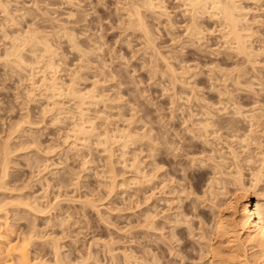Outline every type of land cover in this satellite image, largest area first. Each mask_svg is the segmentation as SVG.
<instances>
[{
	"label": "rangeland",
	"instance_id": "rangeland-1",
	"mask_svg": "<svg viewBox=\"0 0 264 264\" xmlns=\"http://www.w3.org/2000/svg\"><path fill=\"white\" fill-rule=\"evenodd\" d=\"M131 1L0 0V230L13 241L31 230L36 264H59V255L63 264H153L155 254L159 264H206L224 200L212 190L235 192L234 175L249 187L262 167L264 0H237L247 11L238 27L253 32L251 61L226 47L217 15L199 12L203 35L193 37L187 0L141 9L147 42L127 24ZM54 76L62 92L72 85L87 96L84 119L77 97L47 92ZM26 197L45 213L26 211Z\"/></svg>",
	"mask_w": 264,
	"mask_h": 264
},
{
	"label": "bare ground",
	"instance_id": "bare-ground-1",
	"mask_svg": "<svg viewBox=\"0 0 264 264\" xmlns=\"http://www.w3.org/2000/svg\"><path fill=\"white\" fill-rule=\"evenodd\" d=\"M157 1V2H156ZM188 2V6L190 7V11H191V16H189L188 15V17L190 18L189 20H190V23L189 24H191V25H189V27H187L188 29H190L191 31H192V35H193V37H194V35L195 36H199L201 33L200 32H202L201 30H199L198 28H197V26L198 25H196L197 23H196V21L198 20V19H196V18H198V14H199V12L200 13H202L203 11L204 12H208V14L210 15H217V16H219V18H221V20L223 19L224 20V24L223 25H225V27H226V30L224 31L225 32V35L224 36H227V41H226V43H228L227 45L228 46H226L227 48H229V49H231V50H233L234 52H236V53H238V54H240V55H242V56H244L246 59H248L249 61H251L252 60V57H253V53L254 52H252V50L250 49V47H249V45H247V41H246V37L247 36H249V35H252L253 34V32H251V34L250 33H245V31L242 33V29H240L239 27H238V23H239V26H240V22H241V19H240V16L242 15L243 16V14L245 15L246 13H247V11L246 10H243V8H241V6H239V4L237 3L238 1L237 0H231V2L234 4V5H236V7L234 8V10L232 11V15H231V20H229V19H227L226 17H225V15H224V13H223V11H222V5H224L226 2H227V0H187ZM161 2V0L159 1V0H155V2L153 1V0H134L133 2L131 1V5L130 6H128L129 8L127 9V15H128V23L127 24H129L130 26H132V27H134V29L133 30H135V28H136V30L138 29L139 30V32H143L142 33V35L144 36V38L145 37H147V39H148V41L147 42H149V41H153L152 40V38L150 37L151 35H150V32L148 31V28H146L147 26H145V23H144V21H143V19H144V17H142V11H141V9L143 8V9H145L146 11L147 10H150V13L152 12V11H156L155 9L157 8V10H159L158 9V7H161L160 5H158L159 3ZM162 4V3H161ZM3 5V4H2ZM163 6V5H162ZM187 6V7H188ZM1 7H3V6H1ZM5 7V6H4ZM7 7V6H6ZM5 7V8H6ZM5 8H4V11L6 12L7 11V9L5 10ZM142 9V10H143ZM160 9H163V8H160ZM9 10V9H8ZM189 10V9H188ZM208 10V11H207ZM10 11V10H9ZM144 11V10H143ZM160 11V10H159ZM158 11V12H159ZM162 11V10H161ZM160 11V12H161ZM164 11H165V9H164ZM167 12V11H166ZM203 12V13H204ZM11 13V12H10ZM153 13V12H152ZM242 13V14H241ZM6 14H8V13H6ZM144 14V13H143ZM164 15L166 14L165 12L163 13ZM168 14V13H167ZM241 14V15H240ZM10 14H8V16H9ZM126 15V16H127ZM155 15V14H154ZM210 15V16H211ZM240 15V16H239ZM13 16V15H12ZM144 16V15H143ZM239 18V19H238ZM218 19V18H217ZM126 20V21H127ZM239 20H240V22H239ZM171 24V23H170ZM63 24H61V26H62ZM128 25V26H129ZM59 27V28H62V27ZM65 26V25H64ZM131 27V28H132ZM199 27V26H198ZM64 28V27H63ZM171 28V27H170ZM187 29V30H188ZM201 29H203V28H201ZM62 30V29H61ZM64 31H66L65 30V28L63 29ZM150 30V29H149ZM190 30H188V32L190 31ZM190 31V32H191ZM72 33V32H71ZM71 33H67L66 32V35H68L69 37H70V39L69 40H71L72 39V41H74V35H70ZM199 33V34H198ZM73 34V33H72ZM198 34V35H197ZM153 35V34H152ZM189 35V34H188ZM202 35H203V32H202ZM33 36H35V35H32V37ZM16 37V36H15ZM20 37V36H19ZM32 37H30V39H33ZM36 37V36H35ZM193 37H191V38H193ZM202 37V36H201ZM26 38V37H25ZM38 38V37H37ZM37 38H35V40L37 39ZM198 38V37H197ZM17 39V38H16ZM22 39V38H21ZM27 39V38H26ZM29 39V38H28ZM146 39V38H145ZM146 39V40H147ZM190 39V38H189ZM199 39V38H198ZM198 39H196V40H198ZM34 40V39H33ZM200 40V39H199ZM12 41H14V39L12 40ZM16 41V40H15ZM29 41H32V40H29ZM154 42V41H153ZM13 43V42H12ZM16 43V42H15ZM14 43V44H15ZM150 43V42H149ZM47 44H45V47L43 48L44 49V53L45 52H47V54H49V53H52L51 52V49L50 48H48L47 46H46ZM75 45V44H74ZM18 46V45H17ZM43 46H44V44H43ZM49 46V45H48ZM16 47V46H15ZM12 48V47H11ZM18 48H19V46H18ZM18 48H15L16 50H18ZM74 48H76V47H74ZM250 49V50H249ZM11 50V49H10ZM13 50V49H12ZM8 52H9V50H7ZM13 52V51H12ZM12 52L10 53V54H12ZM7 53V52H6ZM18 54V53H17ZM54 54V53H53ZM6 55V54H5ZM7 55H9L8 53H7ZM6 55V56H7ZM13 55H14V53H13ZM19 55V54H18ZM15 56H16V51H15ZM21 57V56H20ZM20 57H18V58H20ZM50 60H51V58H49ZM48 59V60H49ZM16 60V59H15ZM14 60V61H15ZM19 60H21V59H18V61ZM13 61V60H12ZM13 61V62H14ZM20 62V61H19ZM52 61H50V63H51ZM53 63V62H52ZM17 64V63H16ZM168 64V63H167ZM166 64V65H167ZM165 65V68H167L168 67V69H170V70H168V72L170 71L171 72V76L173 75L172 73L174 72V69H173V71H171V67H170V65L169 66H166ZM17 66H19V65H17ZM51 66V65H50ZM182 66V65H181ZM156 68V67H155ZM154 68V69H155ZM156 71V70H155ZM185 71V70H184ZM167 72V71H166ZM176 72V71H175ZM176 73H178V72H176ZM181 73V72H180ZM179 73V74H180ZM182 73H184V72H182ZM181 73V74H182ZM186 73V72H185ZM179 74H176V76L177 75H179ZM170 75V74H169ZM184 75V74H183ZM171 76H168V77H170L171 79L173 78V77H171ZM174 76V75H173ZM175 77V76H174ZM179 77H180V75H179ZM56 78V76H54V77H52L51 78V80L49 81V82H47V87H46V90H47V92H49V94H50V96L52 97V98H54V97H58V96H61L62 94H64L65 92L63 91H61V88H60V86H59V84H58V82H57V78ZM170 79V80H171ZM168 80V79H167ZM170 80H168L169 82H170ZM175 80H177L176 78H173V81H175ZM180 80V79H179ZM178 80V81H179ZM176 83H177V81H175ZM175 82L173 83V84H175ZM183 82V81H182ZM185 82V81H184ZM74 83V82H73ZM186 83H187V81H186ZM185 83V84H186ZM75 84V83H74ZM171 84H172V82H171ZM76 85V84H75ZM63 90V89H62ZM89 91H91V90H88L87 92H89ZM92 92V91H91ZM90 92V93H91ZM82 94H83V92H81ZM79 91H77L72 85H69L68 86V89H67V91H66V93L65 94H67V95H70V96H73L74 98H78V104H77V107L76 108H78L79 109V116H80V118H82V119H84V117H83V115L86 113H84L83 111H84V109L82 110L81 108H82V105H85L84 103H85V97H87V96H84V95H82ZM86 93V92H85ZM92 94V93H91ZM90 94V95H91ZM86 95H89V93L88 94H86ZM89 95V96H90ZM49 96V97H50ZM94 96V95H93ZM92 96V97H93ZM91 97V98H92ZM85 98V99H84ZM89 98V97H88ZM87 98V99H88ZM91 98H89V99H91ZM84 99V100H83ZM92 101V100H91ZM94 101V100H93ZM92 101V102H93ZM54 103H55V101H53ZM58 102V101H57ZM57 102L55 103V105H53V107L54 108H58V110L59 109H61L60 107H61V105L59 106L58 104H57ZM95 102V101H94ZM54 103H52V104H54ZM87 104H91V103H87ZM54 108L52 109V110H54ZM250 116V115H249ZM252 117H253V115H252ZM251 116H250V118H251V120H253V118H252ZM82 119H79L80 120V122H81V124H83L84 123V121L85 120H82ZM77 120H78V118H77ZM88 120V119H87ZM77 122V121H76ZM80 122H79V124H80ZM86 122V121H85ZM207 123V122H206ZM81 124L79 125L80 127H76V128H78V130H79V132L80 133H87V132H89V130L91 129H88V130H85V128L84 127H82L81 126ZM74 125H76V124H74ZM205 125V124H204ZM203 125V126H204ZM84 126V125H83ZM93 128V127H92ZM204 128H205V126L204 127H202V129H201V127H200V129L199 130H201V132L199 131V133L201 134L202 133V131L204 130ZM77 130V129H76ZM92 130V129H91ZM195 131H197V130H195ZM198 131H197V134H198ZM91 132V131H90ZM89 132V133H90ZM124 133L126 132V131H123ZM128 133V132H127ZM197 134H195V135H197ZM200 134L199 135H197V136H200ZM203 134V133H202ZM201 134V135H202ZM113 135V134H112ZM125 135H126V133H125ZM129 135H130V133H129ZM194 135V136H195ZM108 135H106V137H107ZM86 137V139H87V136H85ZM113 137V136H112ZM141 137V136H140ZM110 138V137H109ZM109 138H108V140H109ZM154 138V137H153ZM75 139H77V137L75 138ZM104 139H105V142H106V138L104 137ZM110 140H111V138H110ZM205 140V139H204ZM104 142V141H103ZM153 142V141H152ZM3 144L5 143V142H2ZM108 143V142H107ZM2 144V145H3ZM153 144H155V142L153 143ZM8 145V144H7ZM75 145H76V143H75ZM5 146V145H4ZM154 146V145H153ZM2 148H3V146H1ZM10 147V146H9ZM155 147H157V146H155ZM6 148H7V146H6ZM5 148V149H6ZM11 148V147H10ZM4 149V148H3ZM2 149V150H3ZM7 150V149H6ZM151 150H153V149H151ZM157 150H158V148H157ZM5 151V150H4ZM155 151V150H154ZM3 152V151H2ZM5 154L7 153L6 151L4 152ZM9 153H10V151H9ZM8 153V154H9ZM4 154V155H5ZM264 156V154H262V156L261 157H263ZM4 157V156H3ZM6 157H8V156H6ZM111 157V156H110ZM222 157V156H221ZM260 157V156H259ZM5 159V158H4ZM7 159V158H6ZM9 161V160H8ZM6 161L4 160L3 161V163H2V165H3V167H1L3 170H6V165L5 164H7V162L5 163ZM260 162V165L259 166H261L262 165V167H264V157L261 159V161H259ZM216 163V162H215ZM214 164V163H213ZM217 164V163H216ZM157 165V164H156ZM8 167V166H7ZM157 167V166H156ZM213 167V166H212ZM215 168H216V166H214ZM218 167V166H217ZM221 167V166H220ZM219 167V168H220ZM262 167H260V169H259V167H258V171L256 170V173L253 175V171H252V175H253V178L251 179L252 181H250L251 183H250V186L249 187H246L245 185H244V183H242L243 181H241L242 179H241V177L239 178V176L237 177V176H233V180L235 181V182H237V184H236V186L238 185V187L235 189V192H233V193H231V194H229V195H227V196H225L226 194H224V193H222L223 192V188L224 187H222V190H220L221 192V194L220 193H214L213 192V190H212V192H211V194H214V195H221V197H219V198H224V200H222L221 201V203L223 204L222 206L220 205V207H222V208H220L219 207V205L217 206V205H214V204H211V206H215L216 208H215V211H214V213H213V225H212V229H210V231L212 230V238H209V240H208V242H207V247H208V250H207V252H205V253H208L209 254V257L207 258V261L205 262L206 264H264V256H261V250L262 249H264V190H263V193L262 192H260V190H259V183H260V181L261 180H264L263 178H262V176L264 175H262V171H264V168H262ZM262 168V169H261ZM214 169V168H213ZM112 170V169H111ZM154 170V169H153ZM157 170H158V168H157ZM262 170V171H261ZM220 171H221V169H220ZM1 172H3V171H1ZM6 173V172H5ZM5 173L3 172L2 174H4L5 175ZM114 173V172H113ZM215 173V172H214ZM220 173V172H219ZM239 172H237V174H238ZM236 174V173H235ZM236 174V175H237ZM145 175V174H144ZM240 175V174H239ZM3 176V175H2ZM6 177V176H5ZM264 177V176H263ZM4 178V177H3ZM214 178V177H213ZM262 178V179H261ZM212 179V178H211ZM2 180L3 179H1L0 178V181L2 182ZM213 180V179H212ZM217 178L216 179H214L213 181L215 182V183H218L217 182ZM210 182V181H209ZM213 182V183H214ZM3 183V182H2ZM6 184V183H5ZM174 184V183H173ZM209 184V183H208ZM234 184V185H235ZM169 185V184H168ZM212 185V184H211ZM1 186H4V184H1L0 183V187ZM213 186H214V184H213ZM212 186V187H213ZM235 186V187H236ZM180 188H181V186H179ZM208 187H210V186H208ZM4 188H6V185H5V187ZM171 188H173V187H171ZM1 189V188H0ZM169 189V188H168ZM2 190H3V187H2ZM209 190H210V188H209ZM219 191V190H218ZM262 191V190H261ZM4 192V191H3ZM179 192V191H178ZM206 192V191H205ZM208 192V191H207ZM254 194H253V193ZM169 193V192H168ZM183 194V193H182ZM185 194V193H184ZM210 194V195H211ZM223 195V196H222ZM172 196V195H171ZM173 197V196H172ZM19 198V197H18ZM21 198V197H20ZM19 198V199H20ZM27 198V200H26V202L25 201H22V205H24V208L25 207H27V208H29V210L30 211H33L34 213L36 212V213H43L44 212V209H42L33 199H31L32 201H30V200H28V197H26ZM180 198V197H179ZM187 198V197H186ZM4 200V199H3ZM23 200V199H22ZM167 200V199H166ZM13 201V200H12ZM16 201V200H15ZM29 201V202H28ZM183 201V200H182ZM3 202V201H2ZM25 202V203H24ZM89 202V201H88ZM91 202V201H90ZM93 202V201H92ZM18 203H20L21 204V202H18ZM168 203V202H167ZM178 203H180V202H178ZM215 203V202H214ZM5 204V203H4ZM4 204H0V210L2 209V207H4L3 205ZM7 204V203H6ZM5 204V205H6ZM9 204V203H8ZM49 204V203H48ZM47 204V205H48ZM52 204V203H51ZM51 204H50V206H51ZM10 205V204H9ZM14 205H16V204H13L12 206H14ZM19 205V204H18ZM8 206V205H7ZM210 206V207H211ZM213 206V207H214ZM47 207V206H46ZM175 207H177V206H175ZM15 208V207H14ZM45 208V207H44ZM51 208V207H50ZM154 208V207H153ZM181 208V207H180ZM47 209V208H46ZM48 209H49V207H48ZM170 209V208H169ZM176 209V208H175ZM5 211H6V209H4ZM16 210V209H15ZM25 210L27 211V209L25 208ZM28 210V211H29ZM2 211H3V209H2ZM24 211V210H23ZM29 211V212H30ZM7 212V211H6ZM149 212V211H148ZM33 213V214H34ZM38 213V214H39ZM45 213V212H44ZM153 213V212H152ZM150 214V213H149ZM145 215V214H144ZM158 215V214H157ZM160 215V214H159ZM179 215H180V213H179ZM146 216V215H145ZM148 216V215H147ZM175 216V215H174ZM187 216V215H186ZM150 217H152V215L151 216H149V220H150ZM159 217V216H158ZM183 217V216H182ZM188 217V216H187ZM197 217V216H196ZM146 218V217H145ZM153 218V219H152ZM151 218V220H155L154 219V217H152ZM177 218H179V217H177ZM190 218V217H189ZM147 219V218H146ZM148 220V219H147ZM148 220V221H149ZM150 220V221H151ZM183 220V222H186V220L183 218V219H180V221H182ZM185 220V221H184ZM192 220V219H191ZM178 221V220H177ZM179 221V222H180ZM201 221V220H200ZM144 222V221H143ZM146 222V221H145ZM154 222L155 221H153V225H154ZM156 224H155V226L154 227H152L153 229H154V232L156 231H159L162 227H161V223L160 224H158L157 222H155ZM167 223V222H166ZM172 223V222H171ZM187 223H189V221L187 222ZM140 224V223H139ZM145 224V223H144ZM177 224V223H176ZM149 225H150V222H149ZM152 225V226H153ZM173 225H175V224H173ZM181 225V224H180ZM205 225V224H204ZM179 226V225H178ZM33 227V226H32ZM202 227H203V224H202ZM205 227V226H204ZM186 228V227H185ZM191 228V227H190ZM202 229V228H201ZM25 230V229H24ZM34 229L32 228V231H33ZM152 230V229H151ZM164 230V229H163ZM167 230V229H166ZM204 230V229H203ZM209 230V229H208ZM31 231V230H30ZM30 231H29V233H30ZM37 231V230H36ZM185 231V230H184ZM155 232V234H158V233H156ZM161 232V231H160ZM170 232V231H169ZM203 231H201L200 233H202ZM29 233H28V235H22V237H18V238H20L19 240H18V238H17V240L16 241H13L12 239H10V240H7L8 238H6L8 235L6 234V233H4V234H6V235H4L3 234V232L0 230V264H36L35 263V260L33 259L34 258V256H33V258L30 256V254H29V249H28V245H29V242L31 241V237H32V235H29ZM32 233V232H31ZM190 234V233H189ZM202 234H205V232L204 233H202ZM207 234V233H206ZM211 234V233H210ZM160 235H162V234H160ZM198 235V234H197ZM201 235V234H200ZM209 235V234H208ZM214 235V236H213ZM6 236V237H5ZM35 236V235H34ZM33 236V237H34ZM39 236V235H38ZM155 237H157V238H159L158 237V235H154ZM204 236V235H203ZM206 236V235H205ZM211 236H209V237H211ZM161 237V236H160ZM162 237H163V235H162ZM161 237V238H162ZM208 237V236H207ZM206 237V240L208 239ZM156 238V239H157ZM177 238V237H176ZM195 238V237H194ZM204 238V237H203ZM165 239H166V236H165ZM172 240V239H171ZM170 240V241H171ZM205 240V241H206ZM55 241V240H54ZM161 241V240H160ZM165 241H167V239L165 240ZM169 241V240H168ZM180 241V240H179ZM178 241V242H179ZM196 241H197V239H196ZM199 241V240H198ZM177 242V241H176ZM4 243V244H3ZM32 242H30V244H31ZM54 243H56V242H54ZM57 243H58V241H57ZM165 243V242H164ZM168 243V242H167ZM175 243V242H174ZM204 244V243H203ZM53 245V244H52ZM158 245V244H157ZM170 245V244H169ZM168 245V246H169ZM206 247V246H205ZM30 248V247H29ZM53 248H54V255L56 254V259H57V256L59 255V254H61V253H59V248H58V246L56 245V246H54L53 245ZM176 248V247H175ZM204 248V247H203ZM146 249V248H145ZM158 249V248H157ZM193 249V248H192ZM205 249V248H204ZM170 250V249H169ZM173 250V249H172ZM171 250V251H172ZM201 249H199V251H200ZM206 250V249H205ZM203 252V251H202ZM59 253V254H58ZM124 253V252H123ZM131 253V252H130ZM176 253H177V251H176ZM201 253V252H200ZM58 254V255H57ZM126 254V253H125ZM124 254V255H125ZM138 254V253H137ZM154 254V253H153ZM171 254V253H170ZM169 254V255H170ZM173 254V253H172ZM127 255H130L129 253L127 254ZM127 255H125V259L128 257ZM135 255V254H134ZM140 255V254H139ZM174 255V254H173ZM201 255V254H200ZM199 255V256H200ZM203 255V254H202ZM205 255H207V254H204V257H206ZM60 256V255H59ZM58 256V260L56 261V262H59V264H63V262H61L60 260L62 259H59L60 257ZM131 256V255H130ZM141 256V255H140ZM132 257V256H131ZM148 257V256H147ZM153 257V256H152ZM151 257V258H152ZM201 257V256H200ZM130 258V257H129ZM134 258V257H133ZM142 258V257H141ZM183 258V257H182ZM197 258H199V257H197ZM55 259V260H56ZM65 259V258H64ZM132 259V258H131ZM146 259V258H145ZM158 258H157V255L155 254L154 255V260H153V264H159V260H157ZM128 260V259H127ZM134 260V259H133ZM136 260H138V258L136 259ZM150 260H152V259H150ZM186 260V259H185ZM193 260V259H192ZM201 260V259H200ZM38 261V260H37ZM36 261V262H37ZM64 261V260H63ZM61 262V263H60ZM123 262V261H122ZM131 262V261H130ZM135 262V261H134ZM134 262H133V264H134ZM128 263V262H127ZM56 264V263H55ZM123 264H125V263H123ZM146 264V263H145ZM148 264V263H147ZM204 264V263H203Z\"/></svg>",
	"mask_w": 264,
	"mask_h": 264
},
{
	"label": "clouds",
	"instance_id": "clouds-1",
	"mask_svg": "<svg viewBox=\"0 0 264 264\" xmlns=\"http://www.w3.org/2000/svg\"><path fill=\"white\" fill-rule=\"evenodd\" d=\"M235 7L236 5H234L231 0H227V2L222 5V11L227 19L231 20L232 11ZM260 254L261 256H264V249L261 250Z\"/></svg>",
	"mask_w": 264,
	"mask_h": 264
},
{
	"label": "snow or ice",
	"instance_id": "snow-or-ice-1",
	"mask_svg": "<svg viewBox=\"0 0 264 264\" xmlns=\"http://www.w3.org/2000/svg\"><path fill=\"white\" fill-rule=\"evenodd\" d=\"M177 223H179V222H177Z\"/></svg>",
	"mask_w": 264,
	"mask_h": 264
}]
</instances>
